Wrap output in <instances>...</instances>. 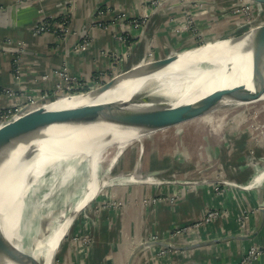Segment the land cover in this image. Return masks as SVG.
I'll return each mask as SVG.
<instances>
[{
	"label": "rangeland",
	"instance_id": "1",
	"mask_svg": "<svg viewBox=\"0 0 264 264\" xmlns=\"http://www.w3.org/2000/svg\"><path fill=\"white\" fill-rule=\"evenodd\" d=\"M172 1H175L180 9L169 21L167 29H171L169 32L173 36L187 34L193 37L194 48H201L222 36L239 35L264 22V5L257 4L253 0ZM224 1H226L225 4ZM63 3H67L66 13L60 15L58 20H56L57 18L53 20L54 22L50 25L46 21H41L36 25L37 27L33 28V35L39 36L42 33L53 32L65 39L69 32H72L70 15L73 0H63L62 3H58V9L64 10ZM168 3H171V0H148L147 14L131 18L125 13H120L113 20L117 19L118 24L119 22L130 24L129 26L135 29L136 35H140L149 26L154 11L164 9ZM106 8H108L107 5L97 8L92 17L95 19V16L107 12ZM94 19L91 26H108V23L103 25ZM227 20H230V24H225L229 28V30L225 29V35L219 36L221 33L205 32L215 24L217 25L214 27H217ZM46 27H54L56 31L46 30ZM118 39L122 40L120 37ZM20 45L25 47L24 42ZM153 45L149 43L150 47L146 52L135 55L134 59L131 48L129 50H114L111 53L103 52L102 54L108 59V65L102 69L97 68L85 79L81 78L80 74L72 75L68 65H58L49 71L56 79L51 88L43 87L41 83L35 82V79L34 84H27L25 80L29 76L26 72L27 66L11 65L14 85L13 87L0 88V96L6 101L4 105L0 106V121L5 117L26 111L30 107L32 109V106L37 108L40 105H45L46 101L43 100L47 97L59 96L62 93L74 95L94 89L113 76L116 77L120 72L129 70L134 65L145 63L144 61L147 59H154V56H157V51L155 48L153 49ZM66 68L73 81L68 84L70 88L68 90L61 89L65 91L62 92L58 88L55 89V84L64 82L59 73ZM34 73H37L36 77L41 81L49 80L47 72H39V70L37 72L36 70ZM62 87L64 86L62 85ZM7 102H10L9 105ZM230 107H220L202 118L166 129L164 132H156L139 143L131 142L126 146V150L118 156L117 153L115 154L116 146L107 147L100 159L97 174L100 184L104 185L96 196L79 211L73 213L69 211L71 214L67 212L69 215L66 216L70 218L69 227L60 242L61 246L54 254L53 264H80L86 254L94 251L95 236L98 235L96 233L99 232L104 221H106V225H109V221H116V219L123 221L128 218L126 221L132 223L145 221L143 225L145 228L153 207L162 199L158 191L163 185L170 186V189L174 190L171 194L172 201L182 197L183 194L181 195L180 190H190L192 185L213 186L215 191H220L225 187L235 189L239 187L241 190L251 187L256 175L264 171V100L244 106ZM238 154L244 157L243 165L245 167L243 168L233 164V159ZM221 165L227 167V173H223ZM85 169L81 165L78 171L83 172ZM239 169H242V176L237 177L236 180L233 176ZM150 172H156V174L146 177L145 174ZM17 173L18 171L15 176ZM131 173H133V179L130 180ZM84 175L87 176V172ZM43 188L39 189L40 193L36 196L37 199L47 192L46 188ZM77 193L79 192L75 190L70 192L68 207L71 208L76 203L80 195ZM17 196V190L13 184L11 197L15 199ZM51 196L49 202L41 204L40 208L32 205V210L36 215L39 213L44 215L49 211L61 212L63 207L59 206L60 202L58 201L65 199V195L62 194V198H60L61 195L56 194ZM31 204L30 202V206ZM64 207L67 208L66 205ZM45 220L43 222H48ZM36 225L37 221H34L33 227ZM135 227L139 229L137 226ZM132 228H134L133 225ZM99 235L103 237L102 231ZM134 238L133 233L129 232L125 241L132 242ZM135 243L132 245L134 246ZM114 251L116 252L115 249ZM111 257L113 258L114 255Z\"/></svg>",
	"mask_w": 264,
	"mask_h": 264
},
{
	"label": "crops",
	"instance_id": "2",
	"mask_svg": "<svg viewBox=\"0 0 264 264\" xmlns=\"http://www.w3.org/2000/svg\"><path fill=\"white\" fill-rule=\"evenodd\" d=\"M147 1L73 0L70 15L73 30L64 39L53 32L33 35V28L41 21L54 22L66 13L67 3L62 4L64 10L58 9V3L63 0H0V88L13 87L11 65L15 64L27 66V84H34L35 79L43 87L51 88L56 79L49 71L64 64L72 75L80 74L85 79L97 68L108 65L103 52L131 48L134 59L135 55L146 52L149 43L154 44L153 49L157 51L155 58L192 50L193 37L173 36L171 29H167L180 9L175 1L154 11L149 26L140 35H136L130 24L113 20L120 13L131 18L147 14ZM102 5H107L108 11L94 19L93 14ZM93 19L108 26H91ZM229 22L217 27L215 24L205 32L225 35V29L229 30L225 24ZM119 37L122 40L119 41ZM22 42L25 47L20 45ZM36 70L49 73V80L37 79ZM5 102L0 96V106ZM243 158L238 154L233 164L245 167ZM221 170L228 172L225 165ZM241 170L233 172L236 180L242 176ZM258 174L263 178L243 190L225 187L215 191L213 186L192 185L190 190H180L182 197L174 201L171 197L174 190L163 185L159 191L157 189L162 199L153 207L145 228V221L132 223L126 221L128 218L116 219L106 225L103 220L95 236L94 251L86 254L80 264H240L252 248L261 250L249 264H264V211L260 205L264 199V174ZM209 213L214 216L204 221ZM101 231L103 237L99 235ZM129 232L133 233L134 242L125 241Z\"/></svg>",
	"mask_w": 264,
	"mask_h": 264
},
{
	"label": "bare ground",
	"instance_id": "3",
	"mask_svg": "<svg viewBox=\"0 0 264 264\" xmlns=\"http://www.w3.org/2000/svg\"><path fill=\"white\" fill-rule=\"evenodd\" d=\"M260 27H251L236 36L221 35L220 39L208 42L200 49L193 48L181 55L174 54L177 59L167 67L139 77H122L120 72L116 76L115 85L100 95H95L93 89L74 95H55L44 99L45 105L38 106L54 110L85 104L118 103L129 110H137L160 104L190 103L212 91L237 85L252 89L251 65ZM143 66L134 65L132 69L137 70ZM259 100H264V94ZM221 103L232 102L223 99ZM149 135L137 128L115 124H51L33 135L19 138L9 146L2 147L0 231L6 242L14 246L16 256H24L25 262L19 264H33L27 258L37 264H53L54 254L69 227L70 218L66 215L69 211H79L104 185L100 184L97 174L100 159L107 147L115 145V154L118 156L126 150L128 144L139 143ZM81 165L86 168L83 172L78 171ZM16 171L18 173L15 176ZM86 172L87 176H83ZM132 177L133 173L129 179ZM262 178L257 174L251 186ZM13 184L18 195L15 199L11 197ZM43 187L47 192L37 199L39 189ZM74 190L80 195L70 208L67 205L69 194ZM53 194L61 195L60 198L64 194L66 197L57 200L59 206L63 207L61 212L49 211L44 215H36L32 205L40 208L41 204L49 202ZM44 219L48 222H43ZM34 221H37L35 227ZM0 264L18 263L0 257Z\"/></svg>",
	"mask_w": 264,
	"mask_h": 264
},
{
	"label": "water",
	"instance_id": "4",
	"mask_svg": "<svg viewBox=\"0 0 264 264\" xmlns=\"http://www.w3.org/2000/svg\"><path fill=\"white\" fill-rule=\"evenodd\" d=\"M264 5V0H253ZM257 36V46L251 65L252 89L243 85L223 88L212 91L197 101L180 104H160L149 108L129 110L118 103L85 104L71 108L48 110L43 107L23 111L0 121V150L9 146L15 140L33 135L38 130L51 124H115L137 128L150 135L166 129L179 126L186 122L202 118L214 110L224 106H239L248 102L257 101L264 94V22L261 23ZM258 26V27H259ZM200 46V45H199ZM195 47V46H194ZM177 59V55H166L162 58L151 59L143 67L134 70L131 68L121 72L122 77H136L144 73H151L163 69ZM117 77L113 76L103 84L95 87V95H100L113 87ZM227 99L232 103H221ZM147 99L146 101H149ZM149 135V136H150ZM115 146V145H111ZM156 172L145 174L146 177L154 176ZM264 211V199L261 202ZM70 222V221H69ZM0 231V257H5L14 263L25 262L24 256L17 255L12 244H8ZM150 243H146L148 245ZM33 264L34 260L27 258ZM40 264V263H38Z\"/></svg>",
	"mask_w": 264,
	"mask_h": 264
},
{
	"label": "built area",
	"instance_id": "5",
	"mask_svg": "<svg viewBox=\"0 0 264 264\" xmlns=\"http://www.w3.org/2000/svg\"><path fill=\"white\" fill-rule=\"evenodd\" d=\"M59 74H60V77L63 78V80H64L63 83H67V84H63V83L62 84H55V89L58 88L60 90L61 89H67L68 90L70 88V86H68V84H70V82L73 81V78L68 75L67 68L63 69V71H60ZM62 85L64 87H62ZM61 91L65 92L63 90H61ZM66 94H68V93H66ZM66 94L62 93V95H66ZM213 216H214V213L207 214L205 221H210ZM260 250L261 249L252 248L246 255H244L242 257L240 264H249V262L251 260H253L260 253Z\"/></svg>",
	"mask_w": 264,
	"mask_h": 264
},
{
	"label": "trees",
	"instance_id": "6",
	"mask_svg": "<svg viewBox=\"0 0 264 264\" xmlns=\"http://www.w3.org/2000/svg\"><path fill=\"white\" fill-rule=\"evenodd\" d=\"M46 22L49 23V24L52 23L51 20H46ZM45 29H47V30H55L53 27H46Z\"/></svg>",
	"mask_w": 264,
	"mask_h": 264
}]
</instances>
